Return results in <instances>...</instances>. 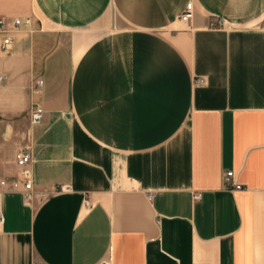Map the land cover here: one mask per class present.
Here are the masks:
<instances>
[{
	"label": "crops",
	"instance_id": "obj_1",
	"mask_svg": "<svg viewBox=\"0 0 264 264\" xmlns=\"http://www.w3.org/2000/svg\"><path fill=\"white\" fill-rule=\"evenodd\" d=\"M0 19V264H264V0H0ZM24 147L32 201L1 184Z\"/></svg>",
	"mask_w": 264,
	"mask_h": 264
},
{
	"label": "built area",
	"instance_id": "obj_2",
	"mask_svg": "<svg viewBox=\"0 0 264 264\" xmlns=\"http://www.w3.org/2000/svg\"><path fill=\"white\" fill-rule=\"evenodd\" d=\"M192 5L189 3L187 5L186 10L184 13L181 15V19L183 21H188L192 17ZM217 24L222 25V20L218 19ZM9 21L6 19H0V32L3 34V42H2V49L3 50H8L12 38L8 34L9 33ZM12 26L13 28H19L20 26L24 24H29L30 19H20L16 18L12 20ZM197 81L200 83L202 82V79H197ZM43 117L42 111L39 109H36L33 114H32V122L33 123H39ZM15 162L19 168V175L17 179L7 182L6 180H3L1 182L2 185L7 186L10 190H19L23 193L24 197L28 201H32L33 198L35 197V186H34V176H33V169L31 167V162H32V152L29 147H24L19 149L16 154H15ZM234 172L233 170H229L226 172L224 176V181L225 184L228 188L234 189V190H240L243 189V185L241 183H237L234 179ZM22 187V188H21ZM68 188V187H66ZM65 185H61L59 187V190H64ZM44 196V194H41ZM200 194H196V197H199ZM88 204V200L86 201ZM2 219V218H1Z\"/></svg>",
	"mask_w": 264,
	"mask_h": 264
}]
</instances>
